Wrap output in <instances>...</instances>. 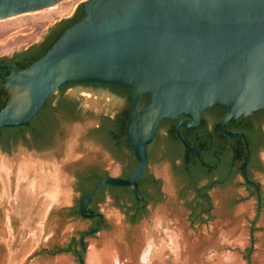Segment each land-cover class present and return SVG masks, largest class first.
I'll list each match as a JSON object with an SVG mask.
<instances>
[{
  "label": "water",
  "instance_id": "water-1",
  "mask_svg": "<svg viewBox=\"0 0 264 264\" xmlns=\"http://www.w3.org/2000/svg\"><path fill=\"white\" fill-rule=\"evenodd\" d=\"M61 1L0 0V19ZM82 6L84 18L42 58L23 70L7 68L4 87L9 97L0 110V129L26 125L64 84L130 88L126 135L137 166L127 179L102 178L79 202L83 218H102L100 213L87 214V206L104 185L133 187L138 193L148 163L146 145L160 121L188 117L186 125L176 126L192 129L204 109L223 107L228 110L223 127L232 117L264 109V0H90ZM80 89L118 98L101 89ZM143 96L148 106L137 111ZM235 134L242 135H231ZM177 135L186 145L178 131ZM100 229L101 225L83 234L80 264L86 254L84 238ZM218 247L204 256L216 254ZM183 250L178 260L184 258ZM209 258L204 264H229L225 254Z\"/></svg>",
  "mask_w": 264,
  "mask_h": 264
},
{
  "label": "rangeland",
  "instance_id": "rangeland-1",
  "mask_svg": "<svg viewBox=\"0 0 264 264\" xmlns=\"http://www.w3.org/2000/svg\"><path fill=\"white\" fill-rule=\"evenodd\" d=\"M80 1L83 0H63L40 11L0 19V56L37 43L55 19L70 14ZM87 93L90 91L80 88L67 91V95L80 99L82 106L94 113H113L123 105L121 99L109 94L93 92L102 98L95 100ZM105 95L112 99H104ZM94 123L87 117H82L81 122H64L57 144L42 152L26 150L17 144L9 149L7 156L0 153L5 161L0 163V237L3 236L0 264H80V246L72 247V242H77L89 230L90 222L71 216V209L80 201L74 190L76 171L99 166L109 176L118 177L122 172L114 157L88 138L87 126ZM159 135L163 136L162 130ZM262 159L264 162V153ZM24 164L26 170L21 173L20 167ZM149 171L161 181L162 201L149 206L135 224H127L105 192L98 203L105 228L84 238V264H88L91 248L100 253L98 264H106L102 252L108 241L112 245L110 255L118 264H149L150 260L180 264L188 258L187 249L179 245L182 235L196 247L203 241L217 244L208 252L224 245L223 249L218 247L216 254H200L202 259L210 257L211 260L225 254L229 264H260L259 260L264 258V170L256 177L263 197L258 213L254 199L246 195L239 198L242 190H213L209 192L210 209L200 223L192 222L190 198L181 193L168 161H151ZM63 189L69 192V200L63 209L55 208L62 205H55L52 198L56 196L55 191ZM234 195L238 199L232 202L230 198ZM233 235L235 238L239 235L240 240L234 241ZM40 248L44 250L39 251ZM55 248L66 249L68 253L51 255ZM182 248L186 253L178 260L179 252L183 254ZM150 250H154L151 255Z\"/></svg>",
  "mask_w": 264,
  "mask_h": 264
},
{
  "label": "flooded vegetation",
  "instance_id": "flooded-vegetation-1",
  "mask_svg": "<svg viewBox=\"0 0 264 264\" xmlns=\"http://www.w3.org/2000/svg\"><path fill=\"white\" fill-rule=\"evenodd\" d=\"M88 1L90 0L80 1L74 6L73 11L68 16L55 21L42 34L37 43L31 44L21 51L13 52L8 56H0V110L4 107L9 97L4 87V78L9 75L7 68H13L18 71L23 70L42 58L68 28L84 18L82 5ZM74 88L101 89L107 91L121 99L123 105L113 113H94L84 108L80 99L67 96V91ZM51 95H55L51 103L52 108L56 106L61 98H66L69 101L70 112L73 117L71 120L65 122H81L82 117H87L88 120L95 122L93 125L87 126L86 129V134L91 141L95 140L89 137L90 130L101 127L103 117L108 118V122L112 124H109L111 126L121 124L126 142L123 154L136 161L135 170L137 166L136 156L127 141L126 135L127 121L132 111V91L130 88L96 82L79 85L69 83L61 85ZM148 103L149 99L147 96L141 97L137 111L144 109L148 106ZM227 115L228 110L223 107L204 109L198 124L192 129H186L182 126L191 121L188 117L181 116L176 121H160L154 139L146 145L148 163L144 174L138 181V193H134L133 187L108 185L118 190L117 195L113 194L114 192L111 188H106L102 194H99V191L86 208V211L88 209V211H92L93 213L87 214L100 213L98 203L102 201L104 193L108 192L113 206L123 216L124 221L127 224H135L138 222L147 212L149 206L158 204L163 199L161 181L149 171L151 161H160L163 159H166L171 165L174 176L180 184L181 193L189 197L190 201H194L197 198L195 201L196 205L203 203L210 205L209 192L213 190H242L239 198L246 195L247 198L254 199L257 204L256 211L258 213L263 202L261 186L256 177L261 175L264 170V162L262 159V154L264 153V109L255 111L249 116L232 117L222 127V122ZM63 123L62 121L59 122L56 130L55 143L52 145L45 142L42 145L34 144L31 133L28 132L25 135L28 145H25L22 140H10L6 143L0 141V153L7 156L9 149L17 144H20L26 150H33L34 152L45 151L57 144ZM177 123H181L182 125L177 127ZM159 130L163 131L162 137L159 135ZM177 131L186 145L178 137ZM235 132L241 133L243 136L240 134L231 135ZM106 151L114 157L107 149ZM116 162L122 169L118 177L122 178V173L129 167V162L127 160H116ZM107 176L109 175L107 174ZM74 179V190L76 191L77 179L75 176ZM76 192L80 196V192ZM237 199L236 195L230 198L232 202H235ZM75 207L72 209H75ZM197 211L200 215L198 220H201L204 214L199 206ZM192 214L193 210L191 209V216ZM80 217L82 216L80 215ZM83 219L90 222L88 229H94L99 225H101L100 231L105 228L103 216L102 218L93 217ZM200 222L198 221V223ZM83 234L78 240L81 249L78 257L82 253L80 240ZM74 243L75 241L72 242V247H77Z\"/></svg>",
  "mask_w": 264,
  "mask_h": 264
},
{
  "label": "trees",
  "instance_id": "trees-1",
  "mask_svg": "<svg viewBox=\"0 0 264 264\" xmlns=\"http://www.w3.org/2000/svg\"><path fill=\"white\" fill-rule=\"evenodd\" d=\"M54 98L55 95H51L44 103L42 109L26 125L16 128L0 129V141L6 143L10 140H22L25 145H28L25 135L29 132L31 133L33 143L36 145H42L44 142L48 143L49 145L54 144L59 122L69 121L73 117L72 113L70 112L69 101L66 98H61L56 106L52 108L51 103ZM102 119L103 122L101 127L92 128L90 130L89 137L102 144L105 149L112 153L116 160H127L129 162V167L126 168L122 173V178L127 179L129 176H131L130 174L134 170L136 161L123 154V149L126 147V142L124 140V133L122 132L121 124L111 126L112 124L108 122L107 117H103ZM75 177L77 179L76 191L80 192L81 200L84 196L88 195L92 191L99 180L107 177V174L99 166H95L87 167L83 171L77 170ZM106 188H111L114 192L113 194L117 195L118 190L108 185L103 186L99 194H102ZM196 200L197 198H195L194 201H191L189 205L190 209L193 210V214L191 216L192 222L202 221L198 220L200 217L199 212L197 211L198 206L200 209H202L203 214L208 213L210 209V205L207 203L196 205ZM78 208L79 203L75 209H72L71 216L80 217ZM86 213L93 212L88 211L87 209ZM89 230H92V228ZM74 245L79 246V241L75 242ZM62 252H68V250H59L55 248L50 252V254L52 255ZM245 259L249 258L245 257Z\"/></svg>",
  "mask_w": 264,
  "mask_h": 264
},
{
  "label": "bare ground",
  "instance_id": "bare-ground-1",
  "mask_svg": "<svg viewBox=\"0 0 264 264\" xmlns=\"http://www.w3.org/2000/svg\"><path fill=\"white\" fill-rule=\"evenodd\" d=\"M87 94L89 97H92L95 100H98L100 98L98 95L94 94L93 92H90ZM105 98L112 99V98H109L107 95H105L104 99ZM100 99H102V98H100ZM1 162L3 164L5 163L4 159L0 157V163ZM20 168H21L20 171L22 173V171L24 169L26 170V165L24 164ZM45 176H47V175H45ZM54 181L56 183L58 180L55 178ZM55 192H56V196L54 198H52V201L55 205L56 204L63 205L67 202V200H69L68 199L70 196L69 192L67 193L65 189H63L60 192H57V191H55ZM2 199H4V198H2ZM2 237L3 236H1L0 238H2ZM179 237H181L179 239V245L183 246L185 249H187V255H188V258L186 260H183V264H204L205 262L202 258H200V254H202V253L205 254L209 251L210 248H215L217 246V244H215V243H212L209 241L208 242L203 241L202 243L197 244V247H196L195 243H190L185 236L182 235ZM233 238H235L234 235H233ZM235 239L236 240H234V241L240 240L239 235H237ZM104 248H105V250L102 253H103L104 257L106 258V260H105L106 264H118L119 263L118 260L115 259L113 255L112 256L110 255V250L112 248L111 241H108L105 244ZM153 252H154V250H150L148 254L151 255ZM97 254H100V253H98L94 248L93 249L91 248L90 253L88 255V264H98ZM148 260H149V258H148ZM217 260H218V258L217 259L214 258V261H217ZM259 263L264 264V258L260 259ZM149 264H154L153 260H150Z\"/></svg>",
  "mask_w": 264,
  "mask_h": 264
},
{
  "label": "crops",
  "instance_id": "crops-1",
  "mask_svg": "<svg viewBox=\"0 0 264 264\" xmlns=\"http://www.w3.org/2000/svg\"><path fill=\"white\" fill-rule=\"evenodd\" d=\"M68 15H69V14H68ZM68 15L60 16L58 19H55L54 22L57 21V20H59V19H61V18L66 17V16H68Z\"/></svg>",
  "mask_w": 264,
  "mask_h": 264
}]
</instances>
